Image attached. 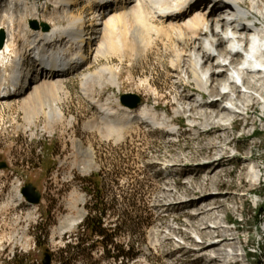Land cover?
<instances>
[{"label":"rangeland","instance_id":"obj_1","mask_svg":"<svg viewBox=\"0 0 264 264\" xmlns=\"http://www.w3.org/2000/svg\"><path fill=\"white\" fill-rule=\"evenodd\" d=\"M27 1L39 6L42 20H36L50 27L58 23L50 0ZM78 3L75 11L83 12L84 26L94 41L102 27L89 22L93 9L88 0ZM31 19L27 16L24 21L34 30ZM126 22L115 28L107 55L99 57L89 69L112 66L120 78L119 87L110 85L106 79L94 80L90 95L85 96L81 88V73L88 70L85 68L66 80L67 96L51 92L26 109L19 108L16 99L11 108L6 101H0V162L7 163V167H0V264H43L47 252L52 255V264H208L207 256L194 249L196 240L201 239L188 227L196 209L187 206L190 199L197 197V187L210 182L214 174L213 167L202 165L220 151L204 149L214 135L200 134L201 130L192 126L190 112L180 111L182 104L189 106L190 102L182 100V94L191 96L192 102H203L186 71L192 46L170 34H156L149 26L144 45L138 46L133 40L136 20L129 17ZM118 36L124 43L123 56L119 53L122 50L118 49ZM91 49L92 44L88 52ZM1 60L0 57V66ZM221 88L206 101L219 99L221 107L227 105L230 96L222 98ZM124 93L141 96V104L135 109L143 104L156 107L159 118L176 128L178 135L171 127L143 123L140 118L125 126L121 133L107 132L95 102L123 111L120 98ZM54 99L65 115L50 121L43 112L47 108L42 106ZM253 108L248 120L229 112L234 119L233 125L227 122L228 127L234 126L229 129L232 142L226 151V161L222 162L225 171L216 190L231 197L229 201L221 197V201H227L221 217L229 222L222 223L223 229L238 227V233L234 230L230 233L239 234L246 242V250L240 249L235 259L237 264H247L244 258L250 264H264V214L262 218L257 214L264 207V172L255 190L242 197L238 195L252 186L247 175L240 179L246 165L255 162L264 170V113L260 103ZM246 123L249 126L244 127ZM78 142L92 149V157L85 158L79 153ZM91 177L101 183L105 202L101 206L108 210L105 225L113 234L112 246L134 248L136 256L114 259L113 254L118 251L112 250L109 256L101 243L102 237L80 232L89 207L97 201V187L85 181ZM29 183L42 193L40 203H30L24 196L18 199ZM167 237L171 240L166 241ZM71 240L73 243L83 240L82 249L75 248L70 253Z\"/></svg>","mask_w":264,"mask_h":264},{"label":"bare ground","instance_id":"obj_2","mask_svg":"<svg viewBox=\"0 0 264 264\" xmlns=\"http://www.w3.org/2000/svg\"><path fill=\"white\" fill-rule=\"evenodd\" d=\"M50 1L53 4L54 12L58 15V23L51 26L49 30H44L40 25L38 29L42 28L43 30L34 33L38 29L33 28L30 24L34 29L32 30L24 20L27 16L32 18L31 21L42 20L39 18V6L36 3H28L27 0H7V2L0 0V30L5 32V46L2 51L0 50L1 61H3L0 68V84L7 81L10 87L14 86L13 89L16 93L19 92L25 83V80H20V77H23L20 73L24 76L31 74L25 65L27 60L32 57L37 65L36 71L39 72V75L31 74V77L35 75V79H37L36 76L39 78L31 82L25 92L20 91V94L14 99L7 100V106L11 108L16 99L19 102V108L26 109L41 97L50 95L51 92L65 93L67 96L69 91L66 80L71 74H77L78 71H83L85 68L88 69L87 72L80 74L81 88L85 96L90 95L91 89H93L90 84L94 80L106 79L110 85L119 87L120 78L112 66H103L95 71H89V69L90 65L95 63L99 57L107 55L108 44L115 28L126 24L129 17L136 20L133 40L138 46L144 45L148 26L156 34H170L182 42L186 41L187 45L192 46L193 49L192 58L190 62L186 63L189 82L197 86L199 97L203 102H192L191 96L182 94L181 99L190 102L189 106L182 104L180 111L182 113L190 112L189 118L193 121L192 126L194 129H200L202 131L199 132L200 134L214 135L212 139H209L210 141L204 149L220 151L216 154L217 157H213L205 165H202L206 168L213 167L211 172L214 174H212L210 182L197 187V197L188 201L187 207L196 209V213L191 217L193 221L188 223V227L195 230L196 235L201 239L200 241L196 240L194 249L199 254L207 256L208 264H237L238 260L235 259L239 256L240 249L246 250V242L239 234L234 236L230 233L233 230L238 233V227L223 229V224H225L223 222H229L227 218L221 217V213L226 207L225 202L229 201L231 197L228 196L229 193L216 190L221 185L219 180L225 171L222 168V162L226 161V151L232 142L229 137V129H234V126L228 127L227 122L233 125V115L231 116L229 112L243 115L248 120L250 110L260 103L264 113V0H231L229 4L215 6L212 11H209V6L205 5L197 9L194 8L193 6L200 0H129L128 2L127 0L124 2L118 0L117 6L104 8H99V0H88V5L93 9L89 22L93 21L92 24L102 27L101 30L99 29L100 32L96 31L98 34L94 37V41H91L93 35L88 33L84 26L83 12L75 11L79 0ZM221 7L223 8L221 9ZM229 19H231V23ZM39 20L36 21L40 24L45 23ZM239 25L240 29L237 28ZM244 34H247V38L246 36L243 38ZM81 43H91L90 52L84 54L78 50ZM117 43L118 49L122 50L119 53H124V43L119 36ZM175 43L176 41L173 44L175 45ZM132 44L134 45L133 41ZM181 48L183 49V47ZM177 50L180 49L177 48ZM234 64L236 66H233ZM63 66L64 69H68L67 72L62 75L57 74L60 71L57 72L56 69ZM9 76L13 80H7ZM220 88L222 98L230 96L229 103L233 109H230L228 105L221 107L219 99L206 101L207 97L213 98L218 94ZM243 88L247 90H243ZM36 104L34 103V105ZM95 104L100 109L101 124L109 133L114 131L121 133L125 126L140 118L143 123L171 127L178 135L176 128L169 125L164 118H159L155 110L156 107L143 104L137 109L124 106L122 107L123 111H117L103 103L95 102ZM43 107L47 108L46 111L43 109V112L50 121L62 119L65 115L58 107L57 99L46 103ZM201 109L202 111H200ZM226 114L229 115L226 116ZM247 126H249L248 123L244 127ZM77 149L85 158L93 155L92 149L84 148L81 142H78ZM262 172L264 170L255 162L246 165L240 173V179L244 174L247 175L250 177L252 186L243 194L238 195L242 197L255 190V185L261 180ZM20 193L18 199L24 196L23 193ZM223 196L227 201H221ZM216 233L219 235L217 237L220 239L219 244H214L212 240L216 237ZM187 238L191 239V236L188 235ZM169 240L171 237L166 238V241ZM220 245L223 249L222 247L218 248ZM181 247L183 248V246ZM243 261L250 264L245 258Z\"/></svg>","mask_w":264,"mask_h":264},{"label":"trees","instance_id":"obj_3","mask_svg":"<svg viewBox=\"0 0 264 264\" xmlns=\"http://www.w3.org/2000/svg\"><path fill=\"white\" fill-rule=\"evenodd\" d=\"M86 182H89L90 185L95 184L97 187V194L95 195V199L97 200L94 203V206L89 207L90 212L85 219L84 223L81 225V231L82 233H90L92 235H97L102 237L101 243H103L105 250L109 254V256L112 253V250L115 252L113 254L114 259H124V258H132L136 256L138 253L134 248H129V250L124 249L123 247H114L113 244V234L109 233L108 227L105 225V217L107 216L108 210L107 208L103 207L101 205L105 206L104 202V196L102 194V189H100L101 183L97 180H95V177L87 178L85 180ZM88 183V185H89ZM92 183V184H91ZM258 217L262 218L264 214V207L261 206L257 211ZM262 222V219H260L259 223ZM77 241L79 240L78 237L75 238ZM84 245V241L81 240V242H74L73 240L69 241L68 248L70 253H72V249H82V246ZM111 248L109 249V247ZM63 259H66L63 257Z\"/></svg>","mask_w":264,"mask_h":264},{"label":"water","instance_id":"obj_4","mask_svg":"<svg viewBox=\"0 0 264 264\" xmlns=\"http://www.w3.org/2000/svg\"><path fill=\"white\" fill-rule=\"evenodd\" d=\"M30 24L33 28L38 29L40 25H42L44 30H49L50 25L47 23L40 24L36 20L30 21ZM5 45V32L3 30H0V50ZM121 103L129 108L135 109L141 104V96L135 93H124L120 98ZM0 167L5 168L7 167L6 162H0ZM22 193L25 196L26 200L30 203L37 204L41 202L42 193L36 188L35 185L32 183L27 184L22 189ZM43 264H52V255L47 252L45 255V258L43 260Z\"/></svg>","mask_w":264,"mask_h":264}]
</instances>
